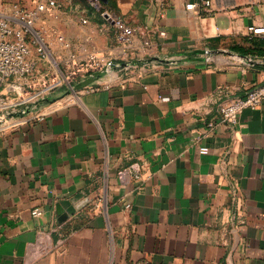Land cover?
Instances as JSON below:
<instances>
[{
    "label": "crops",
    "instance_id": "crops-1",
    "mask_svg": "<svg viewBox=\"0 0 264 264\" xmlns=\"http://www.w3.org/2000/svg\"><path fill=\"white\" fill-rule=\"evenodd\" d=\"M57 1L35 29L121 67L0 126V264H264V101L221 119L264 84V34L248 30L264 27V0ZM115 17L138 31L133 47ZM37 46L40 89L61 55L47 45L51 65Z\"/></svg>",
    "mask_w": 264,
    "mask_h": 264
},
{
    "label": "built area",
    "instance_id": "built-area-1",
    "mask_svg": "<svg viewBox=\"0 0 264 264\" xmlns=\"http://www.w3.org/2000/svg\"><path fill=\"white\" fill-rule=\"evenodd\" d=\"M85 1L97 10L103 6V0ZM35 3L36 8L32 10L14 5L12 15L0 13V86L2 87L0 89V126L7 124L14 116H30L36 104L46 100L52 92L62 86L74 91V83L77 80L97 72L109 73L121 67L109 57L95 52L79 58L70 52L72 44L57 29L43 31V33L36 31L35 24L39 19V13L48 9L56 15L55 11L59 10L61 5L57 0H35ZM206 4L209 5L210 2ZM112 21L117 42L125 48L133 47L138 31L118 17L112 18ZM81 22L86 24L88 20L81 18ZM248 30L255 35L264 34V27L252 26ZM47 32H50L52 36L49 41L46 40ZM32 34H35L34 43L38 45L37 51L43 61L52 63L51 50L47 45L61 55V61L56 62L57 72L45 74L44 79L39 83L40 89H36L34 86L38 83L32 81L37 69V63L30 59L32 52L29 36ZM141 34L145 35L144 31ZM160 35H165V32H160ZM145 44L148 45V42L146 41ZM54 64L55 62L51 65ZM263 101L264 84H261L248 91L244 97L224 105L221 109V119L227 124H237L243 111L255 110ZM200 153H209V148L201 147ZM134 178L139 180L140 174L135 173ZM36 214H39V211H36ZM47 252L48 250L37 247L30 254V258L38 259Z\"/></svg>",
    "mask_w": 264,
    "mask_h": 264
},
{
    "label": "rangeland",
    "instance_id": "rangeland-1",
    "mask_svg": "<svg viewBox=\"0 0 264 264\" xmlns=\"http://www.w3.org/2000/svg\"><path fill=\"white\" fill-rule=\"evenodd\" d=\"M14 5H20V6L27 7V8H30L31 6H33L31 0H0V13L12 15ZM38 30L40 29L38 28ZM29 40H30L31 45H36L34 43L36 40L35 34L30 35Z\"/></svg>",
    "mask_w": 264,
    "mask_h": 264
},
{
    "label": "water",
    "instance_id": "water-1",
    "mask_svg": "<svg viewBox=\"0 0 264 264\" xmlns=\"http://www.w3.org/2000/svg\"><path fill=\"white\" fill-rule=\"evenodd\" d=\"M83 85H84V84L79 85L78 87L74 88V90H76V89L79 88V87H82ZM46 100H47V99H46ZM46 100H43V101H46ZM66 204L68 205V203H66ZM63 210H64V205H63V204H59V205L57 206V211H58V213H59L60 215L65 214V213H63ZM69 212H73V210L70 209ZM66 217H67L66 214L63 215V219H65Z\"/></svg>",
    "mask_w": 264,
    "mask_h": 264
},
{
    "label": "trees",
    "instance_id": "trees-1",
    "mask_svg": "<svg viewBox=\"0 0 264 264\" xmlns=\"http://www.w3.org/2000/svg\"><path fill=\"white\" fill-rule=\"evenodd\" d=\"M83 226H84L83 224H81V225H77V224H75L74 227L70 228V231H71V230H72V231H74V230H78V229H80V228L83 227Z\"/></svg>",
    "mask_w": 264,
    "mask_h": 264
}]
</instances>
